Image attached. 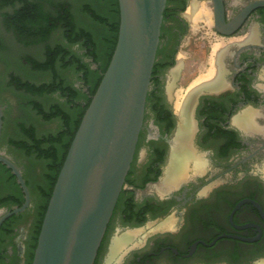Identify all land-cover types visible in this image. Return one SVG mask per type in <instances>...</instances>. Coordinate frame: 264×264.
<instances>
[{
    "label": "flooded vegetation",
    "instance_id": "obj_1",
    "mask_svg": "<svg viewBox=\"0 0 264 264\" xmlns=\"http://www.w3.org/2000/svg\"><path fill=\"white\" fill-rule=\"evenodd\" d=\"M195 3L211 13L209 20L189 17ZM257 3L264 0H222L224 34L213 0H167L143 128L94 264H264V5L241 19ZM218 52L222 84L197 93L189 106L186 154L192 158L184 180L161 193L179 105L209 75ZM249 113L256 132L238 123ZM19 170L31 203L1 224L0 264H25L21 223L32 194ZM5 184L4 199L13 206L3 215L17 208L22 193L25 203L12 171Z\"/></svg>",
    "mask_w": 264,
    "mask_h": 264
},
{
    "label": "water",
    "instance_id": "obj_2",
    "mask_svg": "<svg viewBox=\"0 0 264 264\" xmlns=\"http://www.w3.org/2000/svg\"><path fill=\"white\" fill-rule=\"evenodd\" d=\"M215 19L225 25L222 0ZM120 26L110 64L87 107L55 183L32 264H94L136 152L167 0H118ZM249 7L241 19L256 6ZM3 110L0 106V138ZM31 203L19 168L0 155Z\"/></svg>",
    "mask_w": 264,
    "mask_h": 264
},
{
    "label": "rangeland",
    "instance_id": "obj_3",
    "mask_svg": "<svg viewBox=\"0 0 264 264\" xmlns=\"http://www.w3.org/2000/svg\"><path fill=\"white\" fill-rule=\"evenodd\" d=\"M35 1L41 3L45 12L58 21L44 41L36 38L27 40L22 36L20 31L22 26H20V21L17 22L20 17L18 12L23 8L21 0L0 1V105L4 107L0 155L12 159L25 173L30 185L32 208L29 216L21 223L23 228L21 234L24 237L21 243L26 245L25 264L29 263L31 257L38 217L44 205V196L40 194V188L47 191L49 187V163L18 144H25L29 141L27 130H32L38 139L61 132L64 128L62 119L53 116L46 117L39 108L47 115H51L52 109L60 106L71 113L74 119L77 115L75 106L85 105L86 95L95 82L91 79L89 83H86L82 72H79L73 65H64L60 59L54 69H40L35 64L44 63L50 49L61 47L68 51L70 57L76 56L82 63L88 64L92 70L102 67L106 56L103 54L98 58V62H95L94 58L88 55L82 43L71 41L60 20V12L63 7L69 10L76 28L91 32L99 42L107 36V29L95 21L86 8H92L98 13L105 11L106 7L111 8L110 2L104 0ZM56 79L65 88L71 87L78 91L79 96L75 102L71 103L70 96L65 95L59 89L39 94L21 87L22 84L36 87L50 85ZM10 175V172L0 166V203L7 201L4 199L8 193L5 183ZM11 206L13 203L10 202L0 204V216Z\"/></svg>",
    "mask_w": 264,
    "mask_h": 264
},
{
    "label": "trees",
    "instance_id": "obj_4",
    "mask_svg": "<svg viewBox=\"0 0 264 264\" xmlns=\"http://www.w3.org/2000/svg\"><path fill=\"white\" fill-rule=\"evenodd\" d=\"M104 1L110 2L109 5H111V8L106 7L105 11L103 10V12L100 13L96 12V10L92 8H86L87 11L93 16V19L104 25L107 29V36L103 37L99 42L96 41L94 35L91 32L83 29L78 30L76 28V26L73 24V17L69 10L64 9L63 7L61 8L60 12V20L63 23L66 34L69 36L71 41L82 43L85 49H87L88 55L93 57L95 62H98V58L103 54L106 56H104L105 62L102 67L100 66V68L92 70L88 64L82 63L77 59L76 56L70 57L68 51H65L61 47L50 49L47 53L46 61L42 64H35L40 69H54L58 59H60L64 65H73L78 69L79 72H82L86 83H89L91 79H94L95 82L91 86L89 93L86 95L87 99L85 105L75 106L77 115L74 119L71 113L65 111L60 106L54 107L51 111V115H47V113L37 106V108H39L42 114H44L46 117L53 116L61 118L64 122V128L57 135L45 137L43 139H38L32 130H27L29 141L25 144H18L20 147H25L29 152L36 153L39 157L44 158L49 163V187L47 191L40 188V194L44 196V205L42 206L39 213L34 244L28 264H32L48 203L52 196L55 183L65 161L72 140L76 134V131L78 130L82 117L102 80L103 74L106 72L110 64L117 44L120 26L119 2L118 0ZM21 2L23 3V8L20 12H18L20 17L17 22L20 21V26H22L20 30L22 32V36L26 37L27 40L33 38L42 41L46 40L50 32L55 28L56 22L58 21H56V18L52 17L51 14L45 12L41 3H37L35 0H27L26 2L21 0ZM21 87L39 94L45 93L47 91L53 92L59 89L62 90L65 95L70 96L71 103L75 102L79 96L78 91L71 87L68 89L65 88L63 84L57 81V79L54 80V82L50 85L36 87L30 84H22ZM0 166L11 173V170L8 169L4 164L0 163ZM6 202L8 201H2L0 204L2 205ZM23 204L24 195L22 193L21 201L17 204V207H21Z\"/></svg>",
    "mask_w": 264,
    "mask_h": 264
},
{
    "label": "bare ground",
    "instance_id": "obj_5",
    "mask_svg": "<svg viewBox=\"0 0 264 264\" xmlns=\"http://www.w3.org/2000/svg\"><path fill=\"white\" fill-rule=\"evenodd\" d=\"M203 6L198 4H192L190 11H189V17L196 19V18H207L209 20L211 18V13L206 11L203 12L202 10ZM211 21V20H210ZM221 50V46H217L216 51ZM220 51V52H221ZM221 55V54H220ZM219 52L217 55L216 60H213L212 63V70L210 71L209 75H205L202 78H200L195 84L192 86L190 91L188 92L186 97V101L179 105L180 109V116H181V122H180V128L178 132V136L176 138V144H175V152H173L171 163L167 169L166 176L162 180L161 184L158 186V190L162 193L166 189H168L170 186L174 185L175 183H179L180 179L183 178L182 176V170L186 167V165L191 162V158L188 154H186V146L188 142L189 134L192 132L191 125H190V112H189V106L192 101V98L202 90H213L218 89L220 85L222 84V73H221V64H219ZM238 123L242 127L245 128V130H248L250 132H256V128L252 121V114H244L239 120ZM243 128V129H244ZM253 134V133H252ZM188 151V150H187ZM182 153V154H181ZM194 157V156H193ZM196 160V159H195ZM194 162V160H193ZM196 163V162H195ZM184 180V178H183ZM115 251H113L114 253Z\"/></svg>",
    "mask_w": 264,
    "mask_h": 264
}]
</instances>
